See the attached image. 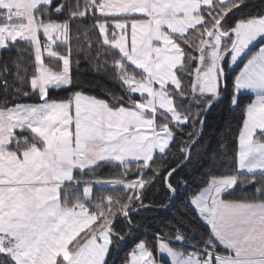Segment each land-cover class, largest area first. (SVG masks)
Instances as JSON below:
<instances>
[{
    "label": "snow or ice",
    "instance_id": "1",
    "mask_svg": "<svg viewBox=\"0 0 264 264\" xmlns=\"http://www.w3.org/2000/svg\"><path fill=\"white\" fill-rule=\"evenodd\" d=\"M117 261L264 264L260 0H0V264Z\"/></svg>",
    "mask_w": 264,
    "mask_h": 264
},
{
    "label": "trees",
    "instance_id": "2",
    "mask_svg": "<svg viewBox=\"0 0 264 264\" xmlns=\"http://www.w3.org/2000/svg\"><path fill=\"white\" fill-rule=\"evenodd\" d=\"M260 2L264 3V0H260ZM83 75L86 79H99L101 80V83L106 85L107 87H110V88L116 87L114 84L108 81H104L100 77L94 76V74L91 73L90 71H84ZM245 100H247V97H245ZM238 115H239L238 112L229 114L227 111H225L224 113L214 114L213 118L209 121L210 131L212 129H216L217 131H214L213 135H218L219 134L218 130L223 127L224 121L226 119H235L236 117H238ZM117 264H119L118 261H117Z\"/></svg>",
    "mask_w": 264,
    "mask_h": 264
}]
</instances>
